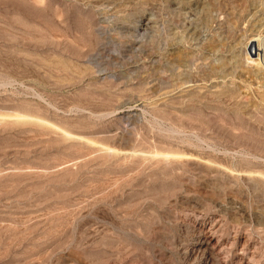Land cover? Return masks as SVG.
Here are the masks:
<instances>
[{
    "label": "rangeland",
    "instance_id": "374dc122",
    "mask_svg": "<svg viewBox=\"0 0 264 264\" xmlns=\"http://www.w3.org/2000/svg\"><path fill=\"white\" fill-rule=\"evenodd\" d=\"M0 264H264V0H0Z\"/></svg>",
    "mask_w": 264,
    "mask_h": 264
},
{
    "label": "bare ground",
    "instance_id": "6f19581e",
    "mask_svg": "<svg viewBox=\"0 0 264 264\" xmlns=\"http://www.w3.org/2000/svg\"><path fill=\"white\" fill-rule=\"evenodd\" d=\"M144 26H145V25H144ZM144 26H143V27H144Z\"/></svg>",
    "mask_w": 264,
    "mask_h": 264
}]
</instances>
